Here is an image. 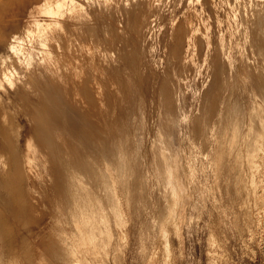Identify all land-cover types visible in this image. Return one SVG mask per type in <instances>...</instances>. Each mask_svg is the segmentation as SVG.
Here are the masks:
<instances>
[{
	"label": "rangeland",
	"instance_id": "374dc122",
	"mask_svg": "<svg viewBox=\"0 0 264 264\" xmlns=\"http://www.w3.org/2000/svg\"><path fill=\"white\" fill-rule=\"evenodd\" d=\"M88 1L80 36L104 51L113 93L122 90L112 97L119 145L109 156L106 145L77 143L75 110L45 69L4 82L0 74L14 178L28 150L46 165L26 177L36 185L37 226L27 224L28 207L0 197V264H264V0H162L141 32L148 0ZM188 13L196 43L180 28ZM11 55L0 37V61ZM167 92L176 112L165 136ZM207 106L218 111L201 138L195 121ZM165 166L169 179L159 176Z\"/></svg>",
	"mask_w": 264,
	"mask_h": 264
},
{
	"label": "bare ground",
	"instance_id": "6f19581e",
	"mask_svg": "<svg viewBox=\"0 0 264 264\" xmlns=\"http://www.w3.org/2000/svg\"><path fill=\"white\" fill-rule=\"evenodd\" d=\"M84 1H88V0H0V37H3V39L6 40V42L9 44V49L12 52V55H11L12 57H9V58H6L5 60L0 61V62L3 61L2 62L3 65H1V63H0V74L3 78V79L1 78V80L3 82L8 80V79L12 81L13 79L19 77V75H21V73H22V75H24V74L26 75L27 72H28V74H30L29 71L31 72L33 69H35V70L38 69L37 71L39 74L41 69H45L47 72V75H48V79L51 80V83L60 86L61 90L63 91V93H65V95L67 97V101L69 103L70 108H73V110H75V119H74L75 125H72V127L75 130L74 136H75V139L78 141L77 143H81L84 145L85 144L86 145H92V146H94V148H96L97 145H106V148H104V147L101 148V151L103 153H105L106 155L108 154L109 156H111V154H112L111 146L112 145H119V143L115 142V140H114L115 138H114L113 133H112V127L115 124L114 118L116 116V110H117L116 106L118 105L117 100H115L116 97L114 98L116 103L112 97H114V94L116 95V93L117 94L122 93V90L119 87H117V89H115L116 93H113L114 90L112 89V85L114 84L113 83L114 81L113 82L111 81L112 75L110 76V74H109L110 68L107 67V65L105 64L107 59L105 61L106 54L104 53V51L103 52L100 51V49H98V47L96 45H94V43L93 44L89 43L87 40H85V39L83 40L80 36L81 32L84 31L83 28L86 26V29H87V26H88L87 24L85 25L83 23L84 18L86 17L85 14H86L87 10L89 9L88 8L86 10ZM102 1H104V0H102ZM161 1L162 0H148V2L146 1L147 3L145 2V5L147 7L143 6L144 12L140 11L141 14H140V12H138V14H137V15L140 14L139 16H137L138 17L137 18L138 26L136 24L137 28L139 27V32H141L143 29H145L147 27L152 26L155 23V21L157 20L158 13H159L158 7L160 6ZM89 2L90 1H88V3ZM123 2H125V1L123 0ZM94 3L97 4V2H94ZM102 3H104V2H102ZM116 3H114V4H116ZM132 3L133 2L131 1L130 4H132ZM141 3H142V1H141ZM111 4H112V1H111ZM120 4L121 3H119V5ZM106 5H104V7ZM108 5H109V3H108ZM101 6H102V4H101ZM144 7L146 8V10H144L145 9ZM159 16H160V14H159ZM86 18L88 20V17H86ZM193 23H194V20L192 19V14L188 13L186 15L185 20H184V24H182V26L180 28L183 32H185L187 34L188 38L190 40H192L193 43L194 42L196 43V40H197L196 36H194V34H192L190 32ZM172 24H173V22H172ZM179 25H180V23H179ZM180 35H181V32H180ZM184 36H186V35H184ZM199 36H198V38H199ZM92 38H94V37H92ZM201 38H202V36H201ZM96 39H97V37H96ZM95 40L93 39V42ZM89 41H90V39H89ZM203 41H204V39H203ZM186 42H188V41H185V43ZM199 42L200 41H198V43ZM185 45L186 44H184V46ZM102 46L104 47V45H101V47ZM106 49L109 50V53H110L111 49H109V48H106ZM183 50L184 49H182V51ZM109 53H107V55ZM111 53H113V52H111ZM98 54H99V56H98ZM110 55H112V54H110ZM189 56H190V52H189L188 57ZM198 56H199V53H198ZM20 69H24V70L26 69L25 70L26 73L20 71ZM112 70L113 69L111 68L110 71H112ZM115 72H112V74ZM116 74H114V75H116ZM45 78H47V77H45ZM45 78L43 77V79H45ZM114 78L112 77L113 80L120 79L119 77L116 79H114ZM39 79H41L40 81L43 80L42 77ZM122 81H123V79H122ZM119 82H121V81H119ZM10 83H11V86L13 88H15L16 85L14 84V82H10ZM257 83H259V82H257ZM123 84L124 83H121L122 86H123ZM30 86H31V84H30ZM30 86H27V87L30 88ZM181 87H183V86H181ZM29 91H30V89H29ZM181 91H182V89H181ZM232 94H234V92ZM118 96H117V98H118ZM234 96H235V94H234ZM172 97H173L172 93L167 92L166 102L164 103L165 108H166V114H167L166 116L167 117L163 121V124H162L163 127L162 128H163V133L166 131L167 134L169 133V130H170L169 125L174 119L173 115L175 116V114H173V113L176 112V111L173 112L174 107H175L174 106L175 103H174V100ZM212 99L213 98H211V100ZM164 101H165V99H164ZM234 103H235L234 104L235 107H237L236 109L239 110L240 104H237V102H235V100H234ZM207 108H209V107L207 106ZM232 108H233V110H235L234 107H232ZM209 109L205 110V113L207 116H209V114H210V116L207 117V119H209L208 121H207V119L205 120L206 115H205L203 121H200L198 119L196 120L197 122L195 121V123H196L195 127L197 128V131H198L197 134H199V136L201 138L205 137L204 134L207 133V131L204 130V127H201V124L202 125L205 124L206 125L205 128H207L209 126V124H211L210 122H212V119L214 118L213 116H214V114H216L215 112L218 111V110L216 111V109H218L216 107H211ZM236 115H234V116H236ZM177 116L178 115H176V117ZM229 116H231V115H229ZM12 122H13L12 114H10L5 109V107L2 104V101L0 100V197H1L2 201H4V198H5L7 200L6 203L9 206L18 205V206H23L21 208H25V207L27 208L28 207L29 210H27V211L25 209H23L24 211H26L28 213V221H27L28 223L27 224H30L29 225L30 227H31V224H34V226H37V223L39 222V218H40L39 216H41L42 212H41V209L39 206L40 203L38 204L37 201L34 198H32V196H30L32 191L35 190L36 185H33L28 180L32 179V177L36 174L37 168L39 169L40 162H44V161H42V160L39 161L40 157L38 155V151H35V149H34V152H30L28 150V153L26 155V158L28 159V164H26V165H25V163L22 162V161H24V159H20L17 156L18 160L16 162L22 163L21 168H19V167L16 168V170L19 169V174H20L21 178H19V179L14 178V165L15 164L12 161V156H11L10 150L8 149V146H7V143H9V140H10V131H11L10 127L12 125ZM84 127H88L90 130L85 131ZM17 131L20 133V127ZM57 132L55 135H57ZM166 132L164 133L165 136H166ZM196 132H194V133H196ZM58 136H60V135L58 134L56 138H57V140H60L59 138H61V137H58ZM168 136L169 135H167V137ZM203 140L206 141L204 138H203ZM206 143H207V141H206ZM62 144H64V143H62ZM72 144H73L72 141L68 140V145H72ZM62 146H66V144L61 145V147ZM61 151H63V150H61ZM64 153H67L66 150ZM44 155H45V153H44ZM43 160H45V158ZM165 160L163 162H165ZM165 164H166V162L164 163V165ZM44 165H45V162H44ZM16 166H17V163H16ZM42 168H43V163H42ZM170 168L171 167H166L164 169L161 168L162 169V171L160 172L161 174L158 173L159 176H161V179L164 178L165 176H166V178L168 177V179L170 178V174L172 175V173L169 174V171L171 170ZM42 172H44L43 169H42ZM37 173H38V171H37ZM26 177L28 178L27 181H26V179H27ZM166 178H164V179H166ZM13 181H16V182H13ZM167 181H169V180H167ZM19 185H21L22 189H23L21 191V194H22L21 196H20V194H18V192H19L18 186ZM157 185H159V184H157ZM25 194H28V196H29L28 200L27 201L26 200L18 201V198H20L21 200L27 199L28 196H25ZM171 195L170 196H168V194L166 195L167 200L164 199L165 200L164 203H166V204L169 203ZM23 196L26 198H21ZM54 202H55V200H54ZM57 202L58 201L56 200L55 203H57ZM57 204H59V202ZM163 207H164V205H163ZM13 208H15V207H13ZM15 210H16V208H15ZM47 219H48V217H47ZM43 220H45V218ZM25 222L26 221L24 220L23 224ZM53 222L54 221L52 220V223ZM42 224H44V223H42ZM54 225L55 224L53 223V226ZM25 226H26V224H25ZM55 227H56V225H55ZM26 231H28V230L26 229ZM43 254L45 255V252Z\"/></svg>",
	"mask_w": 264,
	"mask_h": 264
}]
</instances>
